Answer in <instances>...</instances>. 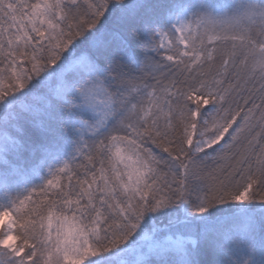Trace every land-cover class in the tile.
Returning <instances> with one entry per match:
<instances>
[{"label":"snow or ice","instance_id":"1","mask_svg":"<svg viewBox=\"0 0 264 264\" xmlns=\"http://www.w3.org/2000/svg\"><path fill=\"white\" fill-rule=\"evenodd\" d=\"M0 264H264V0H0Z\"/></svg>","mask_w":264,"mask_h":264}]
</instances>
